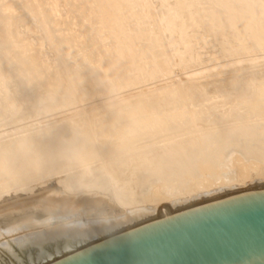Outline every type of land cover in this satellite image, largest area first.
I'll return each mask as SVG.
<instances>
[{
  "label": "bare ground",
  "instance_id": "1",
  "mask_svg": "<svg viewBox=\"0 0 264 264\" xmlns=\"http://www.w3.org/2000/svg\"><path fill=\"white\" fill-rule=\"evenodd\" d=\"M50 1L33 22L53 80L28 77L35 51L11 56L0 10V236L69 220L64 236L91 237L264 189V0H64L57 16ZM171 66L173 88L77 107Z\"/></svg>",
  "mask_w": 264,
  "mask_h": 264
},
{
  "label": "water",
  "instance_id": "2",
  "mask_svg": "<svg viewBox=\"0 0 264 264\" xmlns=\"http://www.w3.org/2000/svg\"><path fill=\"white\" fill-rule=\"evenodd\" d=\"M48 264H264V189L174 212Z\"/></svg>",
  "mask_w": 264,
  "mask_h": 264
},
{
  "label": "rangeland",
  "instance_id": "3",
  "mask_svg": "<svg viewBox=\"0 0 264 264\" xmlns=\"http://www.w3.org/2000/svg\"><path fill=\"white\" fill-rule=\"evenodd\" d=\"M62 1H64V0L50 1L48 3L50 6L48 4H46V5H48L47 9L50 12L53 10V12H55L53 14H56L57 10H59V4H61ZM34 4H35L34 0H15V1L14 0H0V10L7 11V12H3L4 15L7 16V17H5V20L6 19L7 20L6 21L4 20V27H3L4 36H2L1 39H3V38L7 39L6 42L8 43V46L10 45V48L8 47L9 48L8 50L13 51V52L10 51L11 56L12 55L14 56V54L17 55L18 53L20 54V55L18 54V56H20V57L25 56V54L27 56V54H30V53L35 51L34 55H36V57L38 58L37 62L41 59L40 62H38L39 63L38 66L41 69H38L36 71L35 69L30 68L26 71V72H28V77L32 81L37 82L38 80H44V79L53 80L54 73L46 65L47 60L52 58L51 57L52 54L48 53V45L45 44V42L43 40L44 37L42 38L39 34L41 25H39L38 21L33 22V19H36L35 15H34V10H36L35 9L36 7H33ZM44 7H45V5H44ZM31 10H33V11H31ZM30 11H31V13H30ZM49 11H47V12H49ZM147 11H148V9H145L143 11L145 13V15L148 14ZM41 12L42 11H40V9L36 10V13L39 16H40ZM56 16H57V14H56ZM21 22L23 25L21 24ZM57 24H58V22H56V25ZM82 25L85 26L86 23L84 22V23H82ZM20 28H21V30H20ZM79 30H80L79 27H76L75 29H73V32H71L72 33L71 37H76ZM41 38H42V40H41ZM103 38H105V37H103ZM103 42H107V40L103 41ZM24 44H25V46H24ZM26 44H28V47ZM29 45H32V46H29ZM33 47H34V49H33ZM35 47L37 49H41V50H36ZM45 48L47 49V52L45 51L46 50ZM8 50H7V52L9 53ZM28 50H30V51L28 52ZM38 51H39V54H38ZM35 53H37V54H35ZM48 54L50 56L49 59H48ZM40 56H46V57H40ZM171 67L172 68H170V70L166 74L159 76L160 80L158 78H156V80L154 79L155 83L157 81L158 82L160 81L159 84H152V83L147 84L146 83V84L140 85L136 89H132V90H128V91L127 90H121L118 92L107 93L103 96V98L101 100L89 99V100H91L89 102L84 100L82 102L81 106L78 105L77 107L81 108L82 111L84 113H86V112H89V108H92V107L121 106L123 104H127L129 102L139 100L142 95L157 94L158 91H151V90L152 89H158L159 86H162V85H166L167 88L172 86V88H173V87H175V85H174L176 83L175 80H180L183 78V76H181V74H183L184 71L182 72V70L180 71L176 67H173V66H171ZM170 71H172V72L170 73ZM175 75L176 76L178 75L180 77L177 76L178 77L177 78ZM174 76L176 77L175 79L173 78ZM163 79H164V81H163ZM170 79H172V80H170ZM142 92H144V93L141 94ZM77 107H75L77 111L75 110V108L74 109L72 108V111H71L70 110L71 108H69V110L71 112L69 111L70 114H67L66 116H68L70 119H74L76 117H82V113H81L82 111H81V109H78ZM73 110H75L77 112V114L75 111L73 112ZM78 114L80 116H78ZM1 136H3V134ZM19 136H21V134ZM247 176L250 178L251 173L248 172ZM202 201L203 200H201L200 202H202ZM200 202H198V203H200ZM198 203H196V204H198ZM160 206H161V203H158V205L156 207H160ZM179 210H182V208ZM150 216L148 218H144L143 220H140V221L136 219V220H134V223H132L131 220H129L130 223L126 224L125 225L126 227H124V228L111 226L109 229H107L104 227V228H102L101 232L94 233V235H91V237H85L84 235H77L74 233L70 234L68 236H64L63 232H61V230H59V229L61 227L66 226L67 223L69 222V220H67V223H66V221H62L60 224H59V222H57V223L54 222L53 225H51L49 227V229L46 228L47 230L44 229L43 227H42L43 230H39L37 228H30L29 227V228H23V229L11 232L8 235L2 234L0 236V264H48L50 261L55 260L59 257H62L64 255L68 254L69 252H72V251H75L79 248L85 247L88 244H91L95 241L104 239L107 236H110L112 234L121 232L122 230L127 229V227L128 228L134 227L135 225H139L140 223L143 224L145 221L156 218L155 215L154 216L150 215ZM65 223H66V225H65ZM39 232L42 234V236H44L45 233H47V234H45L46 236H44V237H40L38 240L35 239L33 241L31 239L27 242L20 243V245L16 244V242H19L20 240H24V238L27 239L30 237V235L35 234V233H39ZM17 240H19V241H17Z\"/></svg>",
  "mask_w": 264,
  "mask_h": 264
}]
</instances>
